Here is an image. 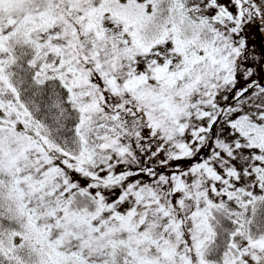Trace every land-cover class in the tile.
Wrapping results in <instances>:
<instances>
[{"label":"snow or ice","instance_id":"6c2138e0","mask_svg":"<svg viewBox=\"0 0 264 264\" xmlns=\"http://www.w3.org/2000/svg\"><path fill=\"white\" fill-rule=\"evenodd\" d=\"M0 264H264V0H0Z\"/></svg>","mask_w":264,"mask_h":264},{"label":"rangeland","instance_id":"374dc122","mask_svg":"<svg viewBox=\"0 0 264 264\" xmlns=\"http://www.w3.org/2000/svg\"><path fill=\"white\" fill-rule=\"evenodd\" d=\"M260 43V40H259V38H257V44H259Z\"/></svg>","mask_w":264,"mask_h":264}]
</instances>
